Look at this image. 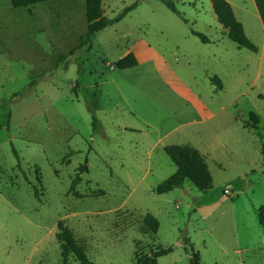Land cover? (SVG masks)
<instances>
[{"label":"rangeland","instance_id":"obj_1","mask_svg":"<svg viewBox=\"0 0 264 264\" xmlns=\"http://www.w3.org/2000/svg\"><path fill=\"white\" fill-rule=\"evenodd\" d=\"M228 1L258 52L228 38L211 0H105L111 19L137 5L91 40L85 0H66V30L0 10V264H78L61 256L60 221L94 264L157 245L174 247L158 264H192L193 251L264 264V23L255 0ZM130 53L138 65L119 70ZM172 145L206 157L211 189L155 191L177 170Z\"/></svg>","mask_w":264,"mask_h":264},{"label":"trees","instance_id":"obj_2","mask_svg":"<svg viewBox=\"0 0 264 264\" xmlns=\"http://www.w3.org/2000/svg\"><path fill=\"white\" fill-rule=\"evenodd\" d=\"M12 6L14 8H28L30 12L32 7L35 5L50 1V0H11ZM212 6L220 25L225 29L228 38L232 40L239 48H246L253 52H258V46L248 37L245 32L244 25L240 22L233 10L232 5L227 0H211ZM258 12L260 14L261 20L264 23V0H255ZM169 8L176 14L181 15L177 10L175 4L171 1H166ZM86 5V17L88 22V30L85 34V38L91 40V38L103 30L104 28L118 22L130 11L136 8L137 3L125 8L117 17L111 19L104 15L103 0H85ZM32 13V12H31ZM194 34L198 36L203 43H209V38L200 32H195ZM138 65V59L133 53L128 54L123 59L116 63V67L119 70L129 69ZM212 82L217 84V88L221 89L222 81L216 75L212 78ZM255 123H253L254 128H258L259 119L255 117ZM97 119H94V124ZM166 154L169 156L171 161L177 167L176 172L163 180L156 188L155 191L158 194H164L171 192L175 188L182 187L184 184L190 180L192 181L200 190L207 191L212 188L213 178L209 171V167L206 161V157L201 154L197 149L189 146H179L172 145L165 148ZM264 155V151H263ZM78 179L72 182L70 191L73 192L76 188ZM38 195V191H36ZM76 195H78L76 193ZM258 220L260 226L264 232V207H260L257 210ZM159 227L158 219L151 213H147L143 219V228L146 231L156 232ZM57 240L61 248V256L65 261L70 254H73L78 264H94L80 241L76 238L72 229H70L65 222L60 221L58 223V231L56 234ZM187 244L192 245L189 239H187ZM174 251L173 246L163 247L162 245H157L153 247L149 253H136L135 260L133 264H158L159 258L166 256ZM193 251V250H192ZM192 264H203L201 262L198 253L193 251L192 254Z\"/></svg>","mask_w":264,"mask_h":264},{"label":"crops","instance_id":"obj_3","mask_svg":"<svg viewBox=\"0 0 264 264\" xmlns=\"http://www.w3.org/2000/svg\"><path fill=\"white\" fill-rule=\"evenodd\" d=\"M104 1L105 0H103V8H104ZM12 8L14 7L12 6L11 0H0V10H4V9L9 10ZM14 9H19V8H14ZM24 10H26L27 14H29L32 17V19L35 20V22L40 25L42 31L50 30L52 28H55L56 26H59L63 30H66L65 28L66 27V0H50V1L39 3L35 5L34 7H32V11H33L32 13L30 12L28 8H24ZM68 15H70L69 12H68ZM61 18L63 20H61Z\"/></svg>","mask_w":264,"mask_h":264},{"label":"built area","instance_id":"obj_4","mask_svg":"<svg viewBox=\"0 0 264 264\" xmlns=\"http://www.w3.org/2000/svg\"><path fill=\"white\" fill-rule=\"evenodd\" d=\"M225 193H226L227 195H229V194H230V190L227 189Z\"/></svg>","mask_w":264,"mask_h":264}]
</instances>
